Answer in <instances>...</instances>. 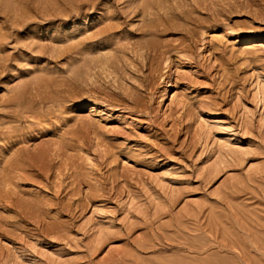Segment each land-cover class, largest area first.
Wrapping results in <instances>:
<instances>
[{"label": "rangeland", "instance_id": "374dc122", "mask_svg": "<svg viewBox=\"0 0 264 264\" xmlns=\"http://www.w3.org/2000/svg\"><path fill=\"white\" fill-rule=\"evenodd\" d=\"M0 264H264V0H0Z\"/></svg>", "mask_w": 264, "mask_h": 264}]
</instances>
